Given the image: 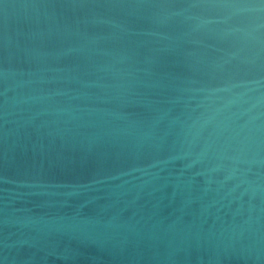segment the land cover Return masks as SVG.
I'll use <instances>...</instances> for the list:
<instances>
[{"label": "water", "instance_id": "95a60500", "mask_svg": "<svg viewBox=\"0 0 264 264\" xmlns=\"http://www.w3.org/2000/svg\"><path fill=\"white\" fill-rule=\"evenodd\" d=\"M0 264H264V0H0Z\"/></svg>", "mask_w": 264, "mask_h": 264}]
</instances>
